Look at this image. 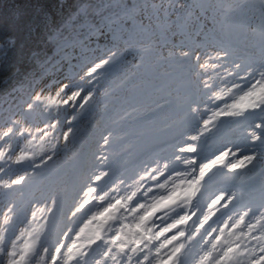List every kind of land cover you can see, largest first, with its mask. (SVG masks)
<instances>
[{"label": "rangeland", "instance_id": "obj_1", "mask_svg": "<svg viewBox=\"0 0 264 264\" xmlns=\"http://www.w3.org/2000/svg\"><path fill=\"white\" fill-rule=\"evenodd\" d=\"M213 1L214 4H217L213 5L214 12L212 14L214 17H206L207 12L203 11L204 7L210 4L207 0L205 2L204 0H156L153 3L154 6L148 5L143 9V16L156 17L158 12H163L159 16L161 21L172 25L169 27L170 29L167 28L168 32L175 30L170 39L161 41L162 32L154 29H148L147 32L138 35L125 33L124 38H119L117 31L110 32L101 37L103 40L100 44L101 49L94 57L81 63L80 58L71 57V64L77 68L70 66L65 68V74L59 81L45 88V96L51 95L57 98L56 110L51 117L44 118L43 123L35 124L38 128L27 124L23 131H19L27 132V135L22 134V139L19 138V140L23 142L22 146L30 152L33 141L31 138H33V134H36L37 129L42 130L46 137L54 136L56 141L52 144L50 154L39 165L20 170L22 172L17 173L13 178L15 180L24 176L26 179L23 184L34 181L37 185L40 183L43 185L38 191L36 190L38 197L27 218L20 222L16 229H11L10 226L18 222L16 221L17 217L12 220L7 209L2 211L0 253L4 254V258L0 264H17V261L13 262V253L17 252L18 247L27 248L29 246L27 242L35 240L36 244L43 241L39 249L42 264H53V258H55L56 264H87L86 257L82 255L84 253L86 256L91 254L93 249L88 251L89 246L95 250L97 246H100L99 244H103L104 235L105 237L112 235L114 228H117V232L111 237L110 248L113 249L121 243L127 247L132 237V231L137 230L139 234L140 232L144 233L142 229L149 226V223L151 225L152 221L149 220V215L146 212L140 213L137 209L135 212L120 217L121 212L117 208H112L109 213H106L107 216L103 224L93 223L91 230L86 231L79 239H77L78 232L69 231L62 227L58 221L54 223V217L58 210L77 201L85 203L91 201L98 206L109 203L114 205L115 197L113 195L118 189L111 191L109 188L100 193V186L106 185L105 181L109 178L110 173L91 177V189L95 188L96 192L87 191L88 195L80 197L79 190L87 186L88 164L95 159L98 148L97 139L101 136L100 133L105 132L102 128L103 121L107 117H113L117 111L120 112L113 119L116 130L124 126L128 129L124 134H129L132 130L137 129L138 135L148 133L146 132L148 125L145 126L147 123L154 125V132L159 133L172 123L179 124L189 115L193 120L192 123L197 126L195 139L191 138L194 144L201 143L202 140L198 134L201 128L199 125H202L201 120H203V126L211 123L217 125L218 128H226L230 124L233 125V129L246 127L252 122L251 126H248L251 127V130L245 132L243 137L237 138L236 143H233L236 146L242 139L238 143V151H228L225 156L227 158L224 160L230 161L231 164L229 166L221 164L223 167H220V172L215 174L218 177L233 175L239 170L237 167L240 159H237V156L240 154H245L244 158L248 163L240 167L239 171L243 173L241 176H235L238 177L237 182L242 178L253 177L258 170H264V166H258L259 168L254 172L248 169L251 164L257 166V163L262 162L261 165H264V155L256 154L259 146H264V21L262 24L254 21L255 18H260L264 7L249 5L248 8L251 7V9L244 10L242 6L239 8L231 3H221L220 0ZM221 12L223 13L220 14ZM219 15L225 17L231 25L228 33L220 27L222 23H219V17H216ZM195 16H199L198 24L183 25V23L195 20ZM145 17H139L140 23L148 22L145 21L147 18ZM260 20L258 19V21ZM257 25L260 26L257 27ZM215 26L223 31L221 36L212 31ZM197 27L199 30L204 28L199 33L210 31L211 34L207 38H203L204 40H196L190 35L196 36L193 31L196 33ZM222 36L229 42L234 39L238 40V45H225ZM191 38L196 40V43L192 42ZM76 83L80 84L78 95L69 100L66 94ZM61 85H67V87L64 92L56 95ZM89 87H91V91L87 92L81 100L80 93ZM75 107H78V111L70 114V111ZM147 107L165 109V114L170 118L169 123L165 124L166 126L163 125L165 127H161L160 121L165 118L164 115L159 116L156 123H153L155 122L154 118H150L144 122V126L134 127L133 122L142 117V114L137 113L138 109ZM251 113L256 115L248 117V114ZM120 137L121 135L112 137L103 144L102 149L108 151V148L116 147L114 156L116 158L122 156L125 147L119 146ZM82 139H84L83 142ZM131 144H128L126 148ZM230 144L232 146V142ZM25 148L19 147L16 154L20 155L21 152H25ZM189 148H193L190 143L182 150L190 153ZM110 153L112 152H108L106 161L101 163L102 166L113 159ZM196 159H199V156L192 157L188 154L186 160L190 161V164H195L191 162ZM232 164L236 165L234 170L231 168ZM64 165L69 171L63 169ZM54 167H57L56 170L47 173L48 181L41 178L39 174L43 168ZM188 173L189 171H184L181 174L182 180L175 185L172 193L166 196H157L155 202L160 201L162 197L169 196L173 199L168 204H173L178 199L188 200L191 195L189 189L197 184L194 180H197L198 172L194 170L195 178H189ZM39 177L41 180L38 179ZM98 182L100 186L96 184ZM121 190L123 189L118 191ZM141 190L138 191L136 188L129 199L132 196L140 197ZM22 193L23 189L19 190L16 198L20 197ZM141 197L143 196L141 195ZM40 209H43V212L47 214L44 222L48 220L47 224L52 223L53 225L47 236H45L47 224L44 227L39 225L41 219L38 217L43 215V212L39 211ZM170 209L173 211L172 208ZM167 215V213L162 214L157 221L162 224L163 219L168 217ZM145 217L146 219H142ZM109 218L114 220L112 219L109 223ZM120 222L122 223L121 227ZM138 222L139 228H137ZM43 232L44 235H42ZM168 232V230L164 231V234H168ZM38 235L41 237L39 240L37 239ZM71 236L74 238L70 241ZM117 236H120L122 241L120 239L114 243ZM72 242L76 243V247L70 249L68 246ZM59 246H64L61 252H57ZM167 246L164 244L162 249L155 254L157 260L155 264H162L164 259L169 258L170 254L166 251ZM78 247L84 249L78 250ZM110 248V252L104 253L92 264H116L114 256H111L110 253L113 251L116 258L119 254Z\"/></svg>", "mask_w": 264, "mask_h": 264}, {"label": "trees", "instance_id": "obj_2", "mask_svg": "<svg viewBox=\"0 0 264 264\" xmlns=\"http://www.w3.org/2000/svg\"><path fill=\"white\" fill-rule=\"evenodd\" d=\"M155 1L0 0V219L5 209L9 211L12 220L17 217L18 222L10 226L11 229H16L21 219L28 216L38 197L36 192L42 185H37L34 181L29 184H13V178L22 172L20 170L39 165L50 154L52 144L56 141L54 136L46 137L42 130L37 129L31 138V153L19 140L22 139V134L27 135V132H19L23 131L27 124L36 127L35 124L43 123L44 118L51 117L56 110L57 98L45 96V88L57 83L65 74L64 70L69 66L71 57L80 58L83 62L94 57L101 49V37L110 32L117 31L119 38H124L125 33L138 35L148 29H154L162 32V41L170 39L175 30L168 32L167 28L172 25L161 21L159 16L163 12H158L156 17L143 16V9L148 5L154 6ZM220 1L237 5L239 8L242 6L244 10H250L249 5L264 7V0ZM207 2L210 4L204 7L203 12H207L206 17H214L213 5L217 4H214L213 0ZM140 16L145 17L148 22L140 23ZM199 16L183 25L198 24ZM216 17H219V23H222V30L228 33L231 27L229 22L223 16ZM254 21L262 24L264 11L260 18H255ZM222 30L216 26L212 29L218 36L223 34ZM201 32L197 34L193 31L196 36L191 34V37L198 40L211 34L206 31L202 36L204 33ZM222 38L224 41H221L225 45H238V40L229 42L227 38ZM49 99L55 103H49ZM19 147L25 148V152L20 155L16 154ZM21 157L23 159H20ZM57 167L43 168L39 175L47 179V173ZM22 189L23 193L16 198L17 192ZM42 214L38 217L41 219L40 227L48 223V220L44 222L46 213ZM52 226V223L47 224L45 231L49 233ZM44 234L43 232L42 235ZM37 237L38 240L41 238L40 235ZM4 239L6 240V237ZM36 242H27L29 246L24 249L18 247L17 252L13 253V262L42 264L39 249L43 241H40V244ZM3 258L4 254L0 253V263Z\"/></svg>", "mask_w": 264, "mask_h": 264}, {"label": "bare ground", "instance_id": "obj_3", "mask_svg": "<svg viewBox=\"0 0 264 264\" xmlns=\"http://www.w3.org/2000/svg\"><path fill=\"white\" fill-rule=\"evenodd\" d=\"M121 61V60H120ZM69 86V85H68ZM79 87H80V84L79 83H76L74 84L72 87H71V90L70 92H68L66 94V97L68 98L70 95H72V93H78L77 91L79 90ZM91 91V87H89L87 90L83 91L82 93H80V99L82 100L85 96V94H87V92ZM74 98V96L72 97V99ZM71 99V100H72ZM78 111V107L72 109L70 111V114L72 113H75ZM159 111V113H158ZM120 112V111H119ZM119 112L117 111L116 114L114 116H116L117 114H119ZM137 113H140L142 114V117L140 119H137L136 121L133 122V126L136 127L138 125H143L144 122H147L151 117H155L153 123H156L159 118V116H164L165 115V118L162 119V121H160L162 123L161 127H165L166 125L165 124H168L169 123V120L170 118H168V116L165 114V109H163L162 107H147L146 109L145 108H140L138 109ZM256 115L255 113H251V114H248V117H251V116H254ZM85 116V115H84ZM114 116L113 117H107L104 119L103 121V124H102V128L104 129L105 132H102L100 133L101 136L98 137L97 139V152H96V156H95V159L93 162H91L88 166V175L86 176V180H87V186L82 188L81 191H80V197H82V195H88L87 194V191L89 189H91V185H92V179L91 177H96V176H99L101 174H105V173H110V177L108 179V183L106 186H108L109 188H116V189H120V188H123L124 187V184H123V181L124 179L130 174V169L131 167H125L124 166V163L130 159V157L132 156L133 153H137L136 151L141 148V149H146L147 146H149L150 144H152V142H158L161 140V144H168L169 142H165V139L164 138H174L176 141H174V144L178 145L177 148H181L183 145H185L186 141L188 138H192V137H195V134H197L195 132V129L197 128V126H195V124L192 123V118L187 115L183 121H181L179 124H171L170 126L166 127V128H163L158 134L156 135H153L154 138L152 139L148 134H140L138 135L139 133L137 129H134L132 130V132H130L129 134H124L126 132V129L124 126H121L119 129L116 130V125L113 124V119H114ZM153 117V118H154ZM83 119V117H82ZM157 120V121H156ZM202 125H199L201 128H200V131L198 134H200V136L203 138L202 140V143L205 141L208 143L210 149L209 150H205V148L202 149V146H199V148L197 147L196 149H200L201 151L200 152H205V154L207 153H214L213 157L216 156V154H219V153H222L223 150L225 149H229L230 148V143L234 141L233 137H235V134H237V130L238 129H233L232 126L233 125H227L226 128H218L217 125L215 124H211L209 123L207 126H203V120L200 121ZM252 123V122H251ZM249 123L248 126H251ZM147 130L148 132L150 133H155L153 127L154 125H150V124H146L145 126H147ZM165 125V126H163ZM144 126V125H143ZM243 127L242 130H239V132L243 135L245 134V132H249L251 130V127ZM231 131L229 134H231L232 136L230 138H227L225 133ZM137 134V135H136ZM118 135H121L120 139H119V146L120 147H125V152L124 154L121 156V157H118L116 158L115 153H116V147H111V148H108V151L106 150H103L102 147H103V144H105L107 141H109L112 137H115V136H118ZM162 137H164L162 139ZM191 140V139H190ZM84 141V139H82V142ZM135 143H134V142ZM131 143H134V144H131ZM190 143L191 145H194L193 147L195 148L196 146L198 145H195L194 142H188ZM202 143L199 145H202ZM128 144H131L129 145L127 148L126 146ZM181 144V145H180ZM205 145V143H204ZM206 146V145H205ZM177 148L175 149V152H174V155H172L170 157V160H175L176 158H181L179 155L180 154H176L177 152ZM238 146H235L232 148L231 151H238ZM197 150V151H198ZM108 152H112L110 153V155L112 156L113 159L110 160V162H108L105 166H102L101 163L103 161H106V157H108ZM207 152V153H206ZM134 154V155H135ZM258 156L263 154L264 155V147L263 148H258V152L256 153ZM133 155V156H134ZM245 154H240L239 156H237V159H240L238 161L239 163V166L237 167L239 170H240V167L243 166V165H247L248 162H246V158H244ZM183 157V155H182ZM213 157H211L210 159H212ZM116 158V159H115ZM208 159V160H210ZM145 160L146 158L142 159L141 160V163L144 164L145 163ZM183 160V159H181ZM208 160H204V161H199V167H201V165L203 163H205L206 161ZM259 160V158H258ZM223 164H225L226 166L230 165L231 162L230 161H225ZM263 164L262 162H260L259 164L257 163V166H255L254 164H251L248 169L249 171H255L256 170V167H258L259 165ZM165 170V169H164ZM237 170L236 172H234L233 176H241V171ZM174 173V172H172ZM170 173V174H172ZM177 173V172H175ZM140 175L144 174L143 171H140L139 172ZM174 183H176L175 179L173 180ZM99 186H100V183H98ZM137 184L140 186V188H143L145 191L148 189V187H144L145 185V182H137ZM144 185V186H143ZM170 186H173L172 183H169ZM143 186V187H142ZM108 187H105V186H102L101 189H100V193L101 192H105L107 190ZM131 189L132 188H129L128 189V193H131ZM125 195H124V194ZM127 192L125 191H121L119 192L117 190V192L113 195L115 197L114 199V205L116 208H118L120 205L124 206V209L126 210L127 207L130 206V202L127 201L128 199V195L126 194ZM153 195H149L147 199V202H145L144 200L140 199L138 200L137 202L133 203V207H141L143 205V211H145L147 208H151L152 205H153V202L155 201L152 197ZM146 212V211H145ZM157 215V213L154 214V216ZM139 223V222H138ZM232 231H230L231 233V236L230 237H233L235 236L237 233H241L242 234V237L241 239L240 236L237 237L238 238V241H236V243L234 244L235 247L234 249L238 250V252H242L244 253L243 251H250L252 250L253 252L262 246V238H260L258 235H256L254 232L253 233H250L249 236H246L244 237L247 233H248V230L247 228H244L242 229L241 232H237L238 229H233L235 227V224H231L229 226ZM261 227V230H264V225H261L259 226ZM146 231L147 234L151 235V239L153 237H156L158 236L162 231H161V228H157L154 233H149L147 231V229H143ZM251 230V229H250ZM249 230V231H250ZM234 232L236 233L234 235ZM74 237H72L70 239L73 240ZM132 239H135V240H140V234L137 233L136 231L132 232ZM252 239H258L259 242L257 241H251ZM161 240L162 241H167V237L163 236L161 237ZM234 239H232L233 241ZM69 241V242H70ZM231 240H228L225 242V244L229 243ZM252 242V243H251ZM109 243V241H108ZM224 244V245H225ZM240 244V245H239ZM222 246V245H221ZM135 247L134 244H132V249ZM146 245H143V243L141 242L140 243V246L138 248H136V250L138 249L139 251H141V249L145 248ZM83 247H78V250L82 249ZM122 248H125V247H121ZM84 249V248H83ZM103 249H107V245L104 246ZM137 250V251H138ZM85 251V250H84ZM263 251V249H262ZM96 253L94 252L91 257L89 258V264H91L92 262H94L96 260ZM240 259H242V257H240ZM128 259H126L124 261V264H127L128 263Z\"/></svg>", "mask_w": 264, "mask_h": 264}, {"label": "clouds", "instance_id": "obj_4", "mask_svg": "<svg viewBox=\"0 0 264 264\" xmlns=\"http://www.w3.org/2000/svg\"><path fill=\"white\" fill-rule=\"evenodd\" d=\"M66 87L67 85H61L57 90L56 95L64 92ZM75 95H78V93H72L68 99L71 100ZM65 103H67V101H65ZM214 173L215 168L213 167L207 169L205 175H200L197 184L189 189L191 195L188 199V203L192 206L191 215L177 214L179 216L178 219L176 217H170L173 223L169 224L168 228H172L173 225L187 224L189 221L194 224L199 221V226L203 228L204 224L209 221H212V223L220 222L221 218L227 214L222 212L221 207L218 206L223 203V201L220 200L221 194L215 193L210 186V180ZM101 199H103V197H101ZM172 199L173 197L171 196L162 197L160 201H157L152 205L150 212L147 209L145 210L146 214L154 215L157 211H162L164 209V204L170 203ZM114 207L115 206L110 203L98 206L91 201H88L87 203L84 201H77L74 204L58 210L54 217V223L58 221L62 227L67 228L71 232H79L80 229L85 228V226H87L86 231H90L93 223L103 224L104 219H106V213H109ZM141 207L143 208V205ZM223 207L227 208L228 206L223 205ZM236 207L237 205L234 204L233 208L228 210L229 213L234 211ZM198 211L201 213V216H203V220H200V218L197 217ZM216 213H220V216L216 217ZM194 217H196L195 220L193 219ZM213 217H216V219H213ZM209 227H211V224H209ZM161 231H163V229H161Z\"/></svg>", "mask_w": 264, "mask_h": 264}, {"label": "snow or ice", "instance_id": "obj_5", "mask_svg": "<svg viewBox=\"0 0 264 264\" xmlns=\"http://www.w3.org/2000/svg\"><path fill=\"white\" fill-rule=\"evenodd\" d=\"M48 102L49 103H55V101L54 100H51V99H49ZM205 123H207V122H205ZM193 139H195V137H193ZM196 150L197 149L194 148V147L188 149V151H190V152H195ZM228 151H230V150L226 149L225 152L219 153L216 156H214L212 159H210V160L206 161L205 163H203L201 165V176L205 175L207 169L213 168L214 166H217L218 164H223L225 162L224 157L227 155ZM20 159H23V157H21ZM231 168L234 170L236 168V165L235 164H232L231 165ZM25 179H26V177L21 176V177L15 179V180H13L12 183L13 184H23V182H24ZM88 191H90V192H96L97 190L95 188H92V189H89ZM224 199H225V194H221L220 200L223 201ZM53 203H54V201H53ZM39 211L42 213L43 212V209H40ZM142 219H146V217L145 218H142ZM139 227H140V225H137V228H139ZM173 227H175V225H173ZM86 230H87V226H85V228H81L80 231L77 233V239H79L80 237H82L83 234L86 232ZM120 239H121L120 236L115 237L114 243L115 242H118ZM129 243H132V244L135 245V247L133 248V251H135L136 248H138L140 246L141 241L140 240L131 239V240H129ZM63 247L64 246H59L57 248V252H61L63 250ZM68 247L70 249L71 248H75L76 247V243L75 242H72L71 245H69ZM182 247L183 246L181 245L180 247L174 249L173 254L170 257L171 264H176L177 256L181 252ZM205 261H206V258H205ZM205 261H202L201 264H205ZM53 264H56L55 258H53ZM162 264H166V262H162Z\"/></svg>", "mask_w": 264, "mask_h": 264}]
</instances>
